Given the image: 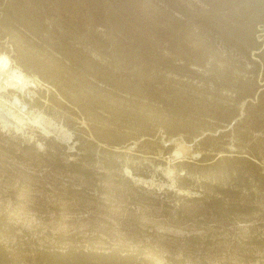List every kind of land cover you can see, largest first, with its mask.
Returning a JSON list of instances; mask_svg holds the SVG:
<instances>
[{"label": "rangeland", "instance_id": "obj_1", "mask_svg": "<svg viewBox=\"0 0 264 264\" xmlns=\"http://www.w3.org/2000/svg\"><path fill=\"white\" fill-rule=\"evenodd\" d=\"M249 5L0 0V53L34 77L0 92V264L264 262V212L241 224L188 200L216 184L264 204V104L246 108L264 89V5L254 28Z\"/></svg>", "mask_w": 264, "mask_h": 264}, {"label": "trees", "instance_id": "obj_2", "mask_svg": "<svg viewBox=\"0 0 264 264\" xmlns=\"http://www.w3.org/2000/svg\"><path fill=\"white\" fill-rule=\"evenodd\" d=\"M221 1H224V2H229V0H221ZM250 1L251 6L250 8H252L253 12L255 11L256 13H253V17L254 19H256L254 22H252V28H254L255 24L256 23H259V21L261 20L260 19V16L258 14V7L260 8L262 5H264V0H248ZM245 10H246V7L244 6H241L240 9H239V12L242 14L240 16L241 19H243V23L246 22L247 19H245ZM113 24L116 25L117 28L120 27V23L121 21L118 19V20H113L112 22ZM144 23L146 24V28L147 30L149 29H152L155 34H149L150 38L154 39L155 40V37L157 38H161L162 35H163V31L160 30L159 28L158 29H155L154 28V23H151V21L149 20H146L144 21ZM227 27L229 28L230 32L233 34V35H239V37H242V35H244V33L242 31H239L238 28H235V27H232V26H229L228 24H226ZM157 30V31H156ZM227 31V30H225ZM224 31V32H225ZM143 34L147 35L146 32H143ZM152 35V36H151ZM160 36V37H159ZM223 39H229L227 38L226 34L223 33V36H222ZM149 38H145L142 36V41H148ZM256 46L255 49L258 50L260 47H259V44L256 42ZM258 58L260 59L261 62H258L256 63L258 67H261V73H262V77H264V48H262L258 54ZM253 94H250L249 96H245V97H242V98H246V97H252ZM262 96H264V89L260 90L257 94V101L255 103H251V102H247L246 104V108L249 106V107H252V108H260L262 106V104H264V98H262ZM237 114V111L234 112V114L231 116H235ZM248 115V113L246 114ZM218 159H216L217 161ZM215 161V162H216ZM218 162V161H217ZM257 169L255 171V174L253 175V182L255 183V187L254 189H261L262 191H264V168L262 167H259L257 166ZM185 182L189 183V180L186 179V178H182ZM124 180L126 182H129V184L131 185V182L129 181V179L127 178H124ZM191 183H189L190 185ZM192 184L195 185V189L199 190L200 192H203V190L201 189L200 186H210V182H205V181H202V182H193ZM182 185V184H181ZM181 187H186L185 185H182ZM213 191L212 192H203L205 194H203L202 197H192V199H188V200H201L203 202V204H205L208 208L211 207L212 205H215L216 208L218 209V215H220L221 213L225 212L226 216L225 215H220V217L222 218L224 216V218H230V219H233L234 222H239L241 224H244V223H252L253 221H255V218H253V214L257 211V218L261 217L262 216V212H264V204H262L261 202H257V203H252V202H240V201H237V202H234L230 197L231 195L233 194L234 192V188L233 186H224V187H221V186H218L216 184L213 185ZM246 189L247 191L249 192V195L252 196V192L253 190H251V185H250V182H247V185H246ZM231 194V195H229ZM181 198H186V197H183V196H180ZM145 197H142V199H144ZM253 220V221H251ZM261 223H258L257 221L255 222V225H259ZM258 238H256L255 236V242L258 243V240H256ZM261 241H264V240H261ZM111 256H114V255H109V257ZM126 256V257H124ZM118 255L116 256V258H118L119 260H124V259H130V261L132 262V264H141V263H145L147 264V261L144 260V258H139L137 259L136 257H133L134 255ZM239 264V263H237ZM245 264V263H244ZM246 264H250L249 262H247ZM258 264H264V262H259Z\"/></svg>", "mask_w": 264, "mask_h": 264}, {"label": "bare ground", "instance_id": "obj_3", "mask_svg": "<svg viewBox=\"0 0 264 264\" xmlns=\"http://www.w3.org/2000/svg\"><path fill=\"white\" fill-rule=\"evenodd\" d=\"M34 84V77H27L21 71L17 69H11V62L7 55L0 53V92L6 91L8 89H13L18 92H23L27 88H31ZM17 100L12 103V105H16ZM7 110V109H6ZM10 114V111H7ZM0 120L5 124L9 123L7 120V114L0 109ZM40 120V118H39ZM38 119H34L32 121L33 124H39ZM42 120V119H41ZM21 119L16 122L19 126L21 124ZM42 122V121H41ZM4 127L6 125H3ZM173 159L175 158H182V152L176 150L172 152Z\"/></svg>", "mask_w": 264, "mask_h": 264}, {"label": "water", "instance_id": "obj_4", "mask_svg": "<svg viewBox=\"0 0 264 264\" xmlns=\"http://www.w3.org/2000/svg\"><path fill=\"white\" fill-rule=\"evenodd\" d=\"M196 141V140H195ZM172 143V140L169 141V144ZM183 158V157H182ZM182 158H175L174 160L180 161Z\"/></svg>", "mask_w": 264, "mask_h": 264}]
</instances>
